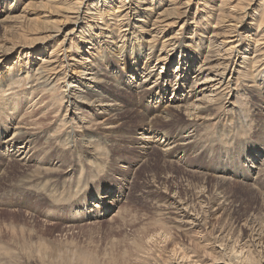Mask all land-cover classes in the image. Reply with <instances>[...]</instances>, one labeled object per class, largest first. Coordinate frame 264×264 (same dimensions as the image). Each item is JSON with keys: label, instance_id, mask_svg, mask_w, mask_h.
<instances>
[{"label": "rangeland", "instance_id": "obj_1", "mask_svg": "<svg viewBox=\"0 0 264 264\" xmlns=\"http://www.w3.org/2000/svg\"><path fill=\"white\" fill-rule=\"evenodd\" d=\"M101 1L102 9L111 10L105 0ZM166 1L127 0V4L138 7L137 12L119 17L120 22L112 14L105 15L99 24L91 22L92 27L86 32L98 41L97 49L94 45L89 48L88 42L77 43L82 40L78 37L80 29L71 32L72 20L66 24L55 22L60 17L50 14L56 10L50 1L38 0L27 8L23 3L0 4V20L9 13L17 15L27 9L26 23L22 25L27 32L59 26L52 41L34 45L46 46L47 49L40 51L46 54L27 53L33 47L30 45L9 54L0 63V89L7 87L6 80L13 66L20 64L21 77H25L41 62L40 56L48 55L52 47L63 42L59 47L60 58L63 52L68 59L75 55L82 63L86 61L84 57L89 58L83 67L89 73L92 70L97 73L100 90L110 96H105L108 101L103 108L111 111L104 113L102 108L101 112L100 109L91 112L83 124L85 129H78V140L72 145L69 130L61 128L66 112L57 118L46 116L49 111L64 109L59 102L64 89L62 80L51 91L33 96L26 87L30 85L26 83L28 79L15 83V89L22 88L17 96L18 107L12 109L0 104V132L7 131L6 135L0 134V142L17 127L31 103L42 97L33 112L37 119L32 127L31 164L23 168L18 162H6L0 153V169H3L0 170V264H229L227 257L241 247H252L256 259L264 255V245L254 248L259 243L255 232L262 220L264 224V22L259 25L255 20L263 11L264 0H225L224 7L223 0H192L185 27L180 30V24H172L166 28L167 33L152 40L156 35L153 21L165 8ZM72 4L70 0L69 6ZM108 4L118 6L119 3L115 0ZM147 4H154L158 12L146 13L143 8ZM244 10L247 11L245 18L239 23L230 15L219 20V16H227L230 11L234 15ZM42 12L50 16L43 17ZM105 21L108 25H102ZM112 29L116 31L113 30L115 35L110 41L105 34ZM213 32H219L213 38L217 43L223 42L225 49L229 48L228 53L220 49L218 55H208L209 48L215 50L213 45L209 46ZM168 36L173 37L170 43ZM252 36L256 39L252 40ZM199 38L203 41L199 42ZM133 46L140 53L138 62L128 55ZM185 50L188 58L189 50L199 54L200 61L204 57L203 71L209 65L222 71L223 64L219 63L225 59L230 61L225 72L230 87L224 90L225 96L221 99L217 96L215 106L212 104L210 111L196 118V113L190 116L186 110L173 116L167 114L170 110L166 105L173 102L176 93L187 95L188 88L184 86L180 91L177 88L171 91L178 83L174 75L182 69ZM81 55L84 56L81 58ZM179 60L182 64L177 67ZM136 63L139 74L133 73L132 66ZM153 66L156 71L151 80L144 86L139 85L144 70L149 71ZM81 67L78 62L72 63L67 68V81L78 79L74 70ZM160 69L163 72L159 75ZM194 73L191 68L189 82ZM157 76L162 86L151 96L143 93L145 87L157 83H152ZM81 89L86 91L84 87ZM191 101L187 102L188 106ZM150 120L157 121L155 127L150 126ZM192 123L197 125L191 126ZM48 140L52 146L47 144ZM91 146L97 151L98 162L88 166L84 179L75 188L60 183V179L55 181L59 186L55 192L45 189L41 176L53 179L57 175H71L81 167ZM4 163L6 167L2 166ZM29 178L28 183L38 185L22 184ZM217 178L225 181L221 189L224 198L214 192ZM111 189L119 195L117 200H109L113 206L111 211L92 217L83 214L80 206L86 200L92 197L90 202H94L93 195L101 191L106 192L105 197H113V193L107 192ZM202 192L211 199L208 201ZM213 193L216 197L213 203L217 201L222 207L218 213L217 205L215 208L210 205L214 201ZM203 217L207 218V227L199 226ZM248 218L249 226L244 223ZM242 262L238 260L237 264Z\"/></svg>", "mask_w": 264, "mask_h": 264}, {"label": "bare ground", "instance_id": "obj_2", "mask_svg": "<svg viewBox=\"0 0 264 264\" xmlns=\"http://www.w3.org/2000/svg\"><path fill=\"white\" fill-rule=\"evenodd\" d=\"M37 1L38 0H27L26 2H19L18 0H0V4H4L5 2H11V3H16V4L23 3L25 5L24 8H27V7H30L32 5H35L37 3ZM47 1L52 2L53 4H51V5L53 7H55V9H56V10L51 11L50 14H55V15L60 17V19L55 20V22L66 24V23H68V20H72L73 26H72L71 32H73V31L76 32L80 29V31L78 32V34H79L78 37H79V39H82V40H79L77 43L81 45L83 43L88 42V43H90L89 48H92V45H94L95 49H97L96 47L98 45V41L95 38H93V36H91L90 33L89 34L87 33L88 30L90 31V28L92 27L91 22L94 21V22H97L99 24L100 19H103V18L105 19V15H111V14L113 16H115L114 18L117 19V21L120 22L121 21L120 18H125L126 16H128L129 13L132 14V13H135L138 11V7L135 6L133 3L127 4V0H118V3H119L118 6H117V4L116 5L108 4V3H111L112 1H115V0L103 1L107 5H109V8L111 10L102 9V6L104 5V3L102 4L101 0H72V3H73L72 6H69L70 0L69 1H67V0H47ZM191 1L192 0H168V1H166V4L164 6L165 8L163 9V11L161 13H159L157 15L156 19L153 21L154 33H156V35L152 36L151 39L155 40V39H157L158 36H163L165 33L168 32L167 31L168 29H166V28L170 27L172 24H177V23L180 24V30H182L185 27V24L188 23L187 16H188V12L190 9V4L192 3ZM164 3H165V0H164ZM222 4H223V7L226 6L225 0L222 1ZM43 7L47 8V5L43 4ZM219 7H222V5ZM143 9L146 11V13L147 12L149 13L150 10H151V12L152 11L158 12V10L156 9V6L154 4H147V6ZM9 10H11V9H9ZM23 10H25V9H23ZM26 10L20 14H17V15L9 13V14H7V16L4 19L0 20V63L4 62V60L7 58V56L9 54H12L13 52H18V51L22 50L23 47L30 46V45H33V47L31 50H27V53L32 54V55L33 54H36V55L46 54L45 51L40 52L42 50V48L47 49L46 46L37 47L34 45L39 44L40 41L47 44V42L52 41L54 38V35H57V33H58V30H59L58 24H56L52 28L40 29L36 33L25 31V28H23L22 25L24 23H26V20L24 19V17L27 16L25 13ZM28 10H30L31 12L39 11V10H35V9H28ZM125 11H126V13L121 15V13H123ZM117 12H120V13H117ZM246 12L247 11L244 10V11L237 12V14L233 15L232 14L233 12L230 11V12H228L227 16L226 15L219 16V20H221V19L224 20L226 17H228L230 15L233 17V18L232 17L231 18L233 20H235L236 23H239L245 18ZM42 13H44L43 17H45V16L49 17L50 16V14H48L46 12H42ZM146 16H148V15L146 14ZM256 16L257 17L255 20L258 21L259 25H262V23L264 22V8H263V11H260ZM102 25H108V22L105 21L104 24H102ZM236 26H237V24H236ZM140 27H143V26H140ZM232 28L234 29L235 27H232ZM113 30L114 29H112L109 32V34H105V37L109 38L110 41H113V34L115 35L114 31H116V30H114V31ZM236 31L234 33H236ZM231 33H233V32L231 31ZM214 35H216V37H217L220 34H219V32H213L211 38H209V46L213 45L215 50H211V48H209L210 50L208 51L209 52L208 55L212 54V55L216 56L219 54L220 49H221L220 51L224 50L225 53H228L229 48L225 49V45L223 42L218 41L219 43H217V40H215L213 38ZM262 35L264 36V34H262ZM85 38L87 39L86 41H84ZM168 38L169 39L167 40V42L170 43L172 41L173 37L168 36ZM251 38L253 40L255 37L252 36ZM136 40H138V39L136 38ZM198 41L201 42V41H203V39L199 38ZM259 42H261V41H259ZM60 45H63V42L61 44H58V46H56V47H52L50 52L48 53V55L40 56L39 59L41 62L35 67L34 71L33 70L31 72L28 71L26 73L25 77H21V68L19 67L20 64L13 66L14 69L12 72L9 73L10 77L7 78V80H6L7 87L4 86L0 89V104H3L4 106H8L9 108H12V109H16L18 107L17 96L20 94L19 92L22 88L18 86L20 89H18V88L15 89L17 87L16 82H21L23 80V78L28 79V82H26L27 84L30 82L29 83L30 85H26V87L30 88V94L32 96L35 94H38V93H42V95H43L46 92L51 91L53 86L55 84H57L58 81L62 80V82L64 83V89H63V93L60 95L59 102L62 104V108H64V109L61 110V108H59L58 111H49L46 114V116L47 115H53L54 117L57 118L61 115V113L63 115V112H66L65 115H63V117L61 119V128L65 129V130L66 129L69 130L67 132L71 136L70 140L72 141V145H74L75 142L78 140V138L76 137L78 129H81L82 127L85 129L83 124L85 123V121H87L86 118H88L89 115H91V112L95 113V109H100L99 111L101 112V109L106 105L105 103H107L106 101H108L105 99V96L106 97H110V96L107 94H104L103 90H100L102 87L99 88L100 79L98 78L97 73L93 70L90 71V73H89V69L87 67H83L84 66L83 64L87 63L89 61V58L84 57L83 59H86V61H83V63H82V62H79V60H78L79 58H77L75 55H72V54H70L72 56L70 57V59H68L69 56L65 52H63L62 57L60 58L58 55V53L60 52V50H59ZM162 46L164 47L165 43H163ZM262 49H264V48H262ZM189 51L191 52L190 58H188V56L186 54L187 50H185L184 51L185 54H184L183 59H182L183 64L180 62V60L178 61L177 67H179L180 64H182V66H180V68H182V69H180L179 72L175 73L174 81H176L178 83L175 84L174 87L171 89L172 92H174L176 90V88L180 91L181 87L184 86L185 89L188 88L187 95L182 94V96L181 95L178 96V94H179V92H178V93H176L177 95L175 96V99L173 100V102H170L168 105H166L170 111L167 112L165 110V112H167V114L171 115V116L179 114L180 113L179 111L186 110L189 112V115L191 114L190 116H193V114L196 113V114H194L195 118L199 117L200 113H202V112L206 113V112L210 111L212 104L218 99L216 97L220 95L219 98L221 99V97L225 96V94H226V93H224V90H226L230 87V82H229L230 80L226 79V75H225V72L228 69V66L230 64V61L225 59L219 63V64H223L222 65L223 66L222 71L217 70L215 68L216 66L209 65L207 68L204 69L207 71L206 72V71L201 70L202 66L204 65L203 63L205 62L204 57H203V60L200 61L201 57H198L199 54L196 55V53L193 50H189ZM192 54L196 55V56L191 57ZM128 55L131 56L132 59H137V62H138L140 53H139V51L136 50V46L131 47ZM83 56L84 55H81V58ZM217 57H220V56H217ZM208 58L209 57L206 56V59H208ZM245 58L246 57H244V59ZM219 59H221V58H217V60H219ZM77 62L82 66L81 68H79V69L75 68V70H74L75 75L78 76V79L72 78L71 80L67 81V79L69 77V70L67 68H69L72 65V63H77ZM155 67L156 66H153L149 71L144 70L145 72H143V75L141 76V78H143V79L141 80V82H139V85L144 86L145 82H148L151 80L154 72L156 71ZM61 68H64L63 74H62ZM160 68L163 69L162 66ZM191 68L194 70L195 73L192 77H190V79H192V80L189 82V72L191 71ZM132 69H133V73L139 74L140 70L138 68L137 63L132 66ZM162 72L163 71L160 69L158 74L160 75V74H162ZM199 76H200V78H198ZM201 77H204V78H201ZM154 82H157V83L154 84L153 87L151 85H149L150 87H145L142 92L150 94V96L152 94H155V92L159 89V87L162 86L163 83L161 81L160 76H157V78L154 81H152V83H154ZM157 85H158V87H157ZM253 86L254 85H250V87H253ZM82 87H84L86 91H81ZM40 98H38L36 101L31 103V105L27 109V112L21 116V119L17 123V127L14 128L13 132L10 135L6 136L5 139L0 142V153L6 159V162H12V163L18 162L19 164L18 163H16V164L22 166L23 168H25L24 166L27 165L28 163H29V165L31 164L32 158H33L32 150L34 147L33 146V138H32V135H33V133H32L33 128L32 127L36 123V119H37L36 115L33 114V112L35 109H37L36 106L40 103L39 102ZM189 99H191L192 101L188 106L187 102H189ZM111 102H113V101H111ZM111 106H116V105H111ZM51 107H52V105H51ZM103 109H105L104 113H108V114L111 113L110 110H107L106 108H103ZM76 111H78V113H76ZM77 114H80L81 118H79V119H78V117L75 118V116ZM208 115H210V114H208ZM153 120H155V119H153ZM88 122H89V124L93 123L90 120ZM156 122L157 121H151L150 120L149 121L150 126L155 127L154 124ZM263 124H264V118H263ZM196 125H197L196 123H192L191 126H196ZM0 131H1V127H0ZM0 134L6 135L7 131L5 130L3 134L0 132ZM163 135H165V134H163ZM163 135L161 136L162 139L167 140L165 138L166 135H165V137ZM148 137L150 139V136H148ZM157 137H160L159 133H158ZM155 140H156V138H155ZM168 140H169V138H168ZM183 140H186V139H183ZM60 141H62V138ZM63 141L61 142L62 144H63ZM67 141L69 143V140H67ZM55 142H58V141L56 140ZM47 144L49 146H52L51 140H48ZM183 144H185V143H183ZM66 145H67V143H66ZM169 148H170V146H169ZM109 150H110V148H109ZM96 152L97 151H96L95 147H93V146H91L89 149H87V151H86L87 158L85 160H83L84 163L82 162L81 167L79 169H75V171L71 175H68V174L57 175L55 177H52L53 179H50V178L46 179V175L41 176V179L43 178L42 181L45 182V189L47 188L49 190V188H50L49 191H51V190L53 191L54 189L55 190L59 189V186H57L58 184L55 181L60 180V179L62 180V181H60V183L61 182H63V184L68 183V184L74 186V188H75V184L80 183L81 180L84 179L85 174L88 172V166L91 165L92 162L93 163L98 162L97 161L98 157H95ZM6 165L7 164L4 163V165H2V166L6 167ZM251 167H253V162H252V166H250V168ZM0 170L2 171L3 169H0ZM29 180H30V178L25 180L24 182H22V184H24V185L29 184L30 185L31 183H28ZM34 180H36V179H34ZM48 180H50V182ZM42 181L40 180V182H42ZM224 183H225L224 180L217 178V184L215 185L216 190H214V192H217L216 194H218L219 197H221V198H224V196L221 194L222 193L221 189L223 188ZM35 184L38 185V183H36V182L34 184H31V185L35 186ZM65 185H63V186L65 187ZM70 185H69V187H70ZM72 189H71V191H72ZM55 190H54V192H55ZM67 190H69V188ZM114 190L115 189H113V190L111 189V190L107 191L109 193H113L114 194L113 197L107 198V197H105L106 192L103 191V193H102V191H101L99 194L93 195V196H95L93 200L96 203H94L93 201L90 202L92 197L90 199L86 200L85 205L82 204V206H80L81 208L83 207L82 208L83 214L84 215L86 214L87 217L88 216L92 217V216H95L96 214L102 215L105 212L108 213L109 211H111L113 206H111L109 200L110 199L111 200H117V198L119 196L116 194V192ZM68 192H67V194H68ZM56 194L58 195L59 193H56ZM202 194L205 195L204 192H202ZM205 196L208 199V201L211 199V197L210 198L208 197L209 195H205ZM63 197H65V196H63ZM198 198H200V194H199ZM212 198H214V201L213 200L211 201L212 204L209 203L211 205V207H213L214 205H217L216 204L217 201H216V203H213V202H215V198H216L214 193H213ZM202 199H203V197H202ZM203 201L200 202V207H202V208H203V203H204ZM221 206H222V203H221ZM215 207L216 206H214V208ZM261 207H263V206L261 205ZM221 209H222V207H220V204L218 202V205L216 208V211L217 210L218 211L217 212L215 211V212L218 213ZM192 211H195V210H192ZM207 211H209V210L207 209ZM225 211H227V210L225 209ZM204 217L200 220L199 226L207 227V218H204ZM211 217H212V215H211ZM250 222H251V220L249 218L245 219V221H244L245 225H247V226L250 225ZM192 227H193V224L189 226V228H192ZM255 233L258 234L257 239L259 240V243H257L258 246L257 245L254 246V248L257 249L256 247L259 248V247H263L260 245H264V224H263V220H262V222H260V228ZM209 243H211V242H209ZM206 244L208 245V243H206ZM248 244H247V246H248ZM239 245H240V243H239ZM236 247H235V249H236ZM249 247H251V246L249 245ZM263 249H264V247H263ZM231 251H232V249H231ZM253 251H254V249L252 247L248 248V249H246L245 247H241V249H239V250L236 249V252H234L233 256L231 255V256H228L227 258L231 262H233V261L236 262V260L238 259L239 261L241 260V262L245 261V264H246V262H251V263L252 262H255V263L260 262L258 264H264V260H262L264 258V255H262V256L260 255L261 256L260 259H256L257 256L255 258V256H254L255 253H253ZM229 255H230V253H229ZM183 257H185V256H183ZM216 259H218V258L216 257ZM238 260H237V262H238ZM237 262H236V264H237ZM242 263L244 264V262H242ZM188 264H191V263L188 262ZM231 264H233V263H231Z\"/></svg>", "mask_w": 264, "mask_h": 264}]
</instances>
